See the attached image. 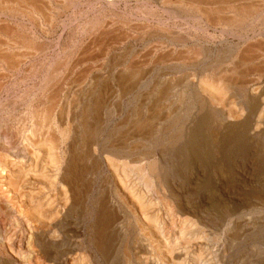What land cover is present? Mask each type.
Wrapping results in <instances>:
<instances>
[{
  "label": "rangeland",
  "instance_id": "obj_1",
  "mask_svg": "<svg viewBox=\"0 0 264 264\" xmlns=\"http://www.w3.org/2000/svg\"><path fill=\"white\" fill-rule=\"evenodd\" d=\"M176 1L43 0L41 3L46 5L44 7L39 3V8L32 6L29 3L31 0H0V41L20 40L17 43L20 53L34 52V56L32 54L21 60L17 69L11 67L14 63L12 57L0 54V136L12 130L16 139L21 119L27 113L42 111L44 114L51 108H55L57 114L62 108L65 114L70 112V117H74L81 127L87 125L98 129L96 137L89 140L80 153L79 167L86 170L80 177V189L83 191L81 206L74 211L70 209L63 222H53L50 229L42 230L35 221L27 223L25 213L19 215L18 207L17 212L11 214L7 205L4 207L0 203V263L19 264L15 254L22 250L31 264H172L166 256V248L178 244L176 251L180 253L179 259L187 264L192 261L193 253H199L181 238V228L187 226L184 225L185 219H191L199 224V228L188 231L184 238L194 241L193 233H199V238L204 237L201 252L204 257L208 255L207 249L212 254L207 256L209 263L264 264V119L260 132H253L258 115L264 109V0H185L181 6L180 0L177 1L179 3ZM209 6L210 11L207 9ZM239 6H242V11H249L250 6H254L258 12L246 19L247 23L241 19L229 25L231 21L225 20H235L229 17L240 12ZM190 7H193L192 10ZM233 9L234 12L231 11ZM27 10H37L39 14L34 11L33 17H36L30 16L32 20H28L25 17ZM199 10L208 12L210 18ZM198 13L203 15L202 19ZM224 28L226 30H222ZM180 36L188 38L185 44L177 43ZM26 43L30 46L27 47ZM244 61L247 63L244 64ZM231 63L238 67H235V81L240 86H249L247 91L245 87L230 91L233 99L231 107L242 109L244 106L247 110L237 123L217 122L208 100L205 103L201 101L200 80H204L210 70L222 72L220 70L224 69V65L231 69ZM255 87L259 88L262 100L259 95L255 96L254 105L247 107L244 94ZM52 104L56 107L48 108ZM93 106L97 108L94 110ZM89 110H94V113L89 115L90 119L84 125V114ZM139 157L148 158V161H142L148 163L142 177L135 170L125 177L120 172L122 170H116L113 165L109 168L108 165V158L118 164L128 160L132 163ZM150 162L156 164L154 173L150 172ZM143 176L149 178L148 184L142 180ZM137 177L138 180H135ZM128 179L130 184L126 183ZM1 182L0 179V186ZM42 184L38 182L28 186L26 191L30 192L25 194V201L13 204L24 211L22 205L29 201L30 193L36 197L31 198L32 202L52 198L55 192ZM146 185L150 186L149 191ZM2 191L0 187V196ZM132 191L137 197L150 193L151 197L147 198L157 207L150 208L155 216L163 217L159 220L160 225L165 223L164 240L142 227L135 209L138 207L130 200ZM37 192L41 193L39 197ZM13 200L18 202L20 199ZM102 203H106V209L100 208ZM100 212L107 217L112 214L108 217L110 221L102 219L101 222ZM249 217L253 219L250 218V221ZM101 237L105 241L100 247L97 240Z\"/></svg>",
  "mask_w": 264,
  "mask_h": 264
},
{
  "label": "bare ground",
  "instance_id": "obj_2",
  "mask_svg": "<svg viewBox=\"0 0 264 264\" xmlns=\"http://www.w3.org/2000/svg\"><path fill=\"white\" fill-rule=\"evenodd\" d=\"M8 1V0H7ZM29 1V0H28ZM36 1L38 0H31V5L32 6H35V7H39L42 3V1L40 0L39 3L41 4H37ZM63 1V0H61ZM74 1H77V0H74ZM95 1V0H94ZM115 1V0H114ZM151 1V0H150ZM164 1H167V0H164ZM171 1V0H169ZM178 1V0H177ZM176 1V2H177ZM184 1L185 0H180V6L182 4H184ZM187 1V0H186ZM189 1V0H188ZM194 1V0H193ZM197 0H195L196 2ZM200 1V0H199ZM232 1V0H231ZM241 1V0H240ZM248 1V0H247ZM258 1V0H257ZM262 1V0H261ZM12 2V1H11ZM27 2V1H26ZM46 2V1H45ZM70 2V1H69ZM105 2V1H104ZM109 2V1H108ZM112 2V1H111ZM203 2V1H202ZM206 2V1H205ZM208 2V1H207ZM260 2V0H259ZM263 2V1H262ZM25 3V2H24ZM47 3V2H46ZM63 3V2H61ZM131 3V2H130ZM134 3V2H133ZM173 3V2H171ZM179 3V2H177ZM4 4V3H3ZM28 4V3H27ZM96 4V3H95ZM123 4V3H122ZM159 4V3H158ZM174 4V3H173ZM199 4V3H198ZM203 4V3H201ZM258 4V3H257ZM45 5L46 4H42ZM60 5V4H59ZM81 5V4H80ZM91 5V4H90ZM164 5V4H163ZM213 5V4H212ZM216 5V4H215ZM245 5V4H243ZM78 6V5H77ZM110 6V5H109ZM148 6V5H147ZM166 6V5H165ZM185 6V5H184ZM191 6V5H190ZM207 6V5H206ZM249 6V5H248ZM255 6V5H254ZM253 6V7H254ZM13 7V5H12ZM66 7V6H65ZM94 7V6H93ZM104 7V6H103ZM108 7V6H107ZM195 7V6H194ZM200 7V5H199ZM204 7V6H203ZM242 7V6H241ZM241 7L239 6V8L241 9ZM250 6V10L247 11V10H244L242 11L241 10H238L240 11L239 13H236L235 16H230L229 18L233 17L235 18V20H231V19H226L225 21L227 22L228 21H231V23H228L229 25L232 24V22H234L233 24H236L238 21H240L241 19L242 20H245L246 22V19H248L249 17H251L254 13H257L258 10L255 8H253ZM26 8V7H25ZM40 8V7H39ZM37 9V10H40V9ZM43 8V6L41 7ZM95 8V7H94ZM147 8V7H146ZM161 8V7H160ZM191 8L193 7H190V10H192ZM210 6L209 8V11H210ZM236 8V7H234ZM264 8V6L262 7ZM10 10V8H8ZM93 9V8H92ZM157 9V7H156ZM172 9V8H171ZM200 9V8H199ZM237 9V8H236ZM37 10H30L27 12V15L25 16L26 18H31L32 20V17L33 15L35 14L34 11L37 12ZM70 10V9H69ZM82 10V9H81ZM85 10V9H84ZM87 10V9H86ZM104 10V9H103ZM112 10V9H111ZM205 10V9H204ZM261 10V9H260ZM16 11V10H15ZM44 11V9L42 10V12ZM56 11V10H55ZM145 11V10H144ZM227 11V10H226ZM234 12V9L231 10ZM236 10V12H238ZM22 11H20L21 13ZM24 12V10H23ZM39 12V11H38ZM37 12V13H38ZM41 12V13H42ZM94 12V11H93ZM96 12V11H95ZM199 13L201 12L200 10L198 11ZM207 12V11H206ZM214 12V11H212ZM20 13H18L20 15ZM98 13V12H97ZM124 13V12H123ZM132 13V12H131ZM139 13V12H138ZM162 13V12H161ZM198 13V14H199ZM203 13V12H201ZM208 13V12H207ZM207 13H203L204 15L206 14V17H209L207 15ZM219 13V12H218ZM24 13H22L23 15ZM39 14V13H38ZM64 14V13H63ZM77 14V13H76ZM169 14V13H168ZM66 15V14H65ZM103 15V14H102ZM121 15V14H120ZM119 15V16H120ZM140 15V14H139ZM149 15V14H148ZM192 15V14H190ZM201 15V14H199ZM197 15V17L199 16ZM215 15V14H214ZM3 16V15H1ZM29 16V17H27ZM32 16V17H30ZM213 16V15H211ZM222 16V15H221ZM15 17V16H14ZM20 17H22L20 15ZM36 17V16H34ZM33 17V18H34ZM49 18V16H47ZM101 17V16H100ZM121 17V16H120ZM131 17V16H130ZM135 17V16H134ZM140 17V16H139ZM177 17V16H176ZM196 17V18H197ZM218 17H220L218 15ZM217 17V19H218ZM25 18V19H26ZM46 18V17H45ZM47 18V19H48ZM54 18V17H53ZM98 18V17H97ZM115 18V17H114ZM113 18V19H114ZM167 18V17H166ZM178 18V17H177ZM203 18V15H201V19ZM210 18V17H209ZM225 18V17H224ZM50 19V18H49ZM72 19V18H71ZM76 19V18H75ZM81 19V18H80ZM132 19V18H131ZM136 19V18H135ZM199 19V17H198ZM222 19V18H221ZM15 20V19H14ZM30 20V21H31ZM34 20V19H33ZM39 20V18L37 19ZM74 20V19H73ZM120 20V19H119ZM63 21V20H62ZM69 21V20H68ZM106 21V20H105ZM125 21V20H124ZM175 21V20H174ZM178 21V20H176ZM182 21V20H181ZM185 21V20H184ZM210 21V19H209ZM209 21H207L209 23ZM211 21H212V17H211ZM210 21V22H211ZM222 21V20H221ZM6 22V21H5ZM40 22V21H39ZM64 22V21H63ZM76 22V21H75ZM123 22V21H122ZM159 22V21H158ZM166 22V21H165ZM201 22V21H200ZM203 22V21H202ZM218 22V21H216ZM215 22V23H216ZM254 22V21H253ZM69 23V22H68ZM90 23V22H89ZM98 23V22H96ZM95 23V24H96ZM112 23V22H111ZM247 23V22H246ZM264 23V22H263ZM36 24V23H35ZM49 24V22H48ZM109 24V23H108ZM115 24V23H114ZM191 24V23H190ZM210 24V23H209ZM212 24V23H211ZM224 26L227 25V23H223ZM18 25V24H17ZM68 25V24H67ZM98 25V24H96ZM139 25V24H138ZM208 25V24H207ZM216 25H221L220 22L219 23H216ZM258 25V24H257ZM101 26V25H100ZM137 26V24H136ZM143 26V25H142ZM145 26V25H144ZM143 26V27H144ZM152 26V25H151ZM214 27V25H212ZM224 26H221L224 27ZM241 26V25H240ZM243 26V25H242ZM245 26V25H244ZM254 26V25H253ZM10 27V25H9ZM14 27V26H13ZM134 27V26H132ZM143 27H140L141 29ZM158 27V26H156ZM216 27V26H215ZM19 28V27H18ZM42 27H40L41 29ZM44 28V27H43ZM57 28V27H56ZM95 28V27H94ZM131 28V27H129ZM139 28V27H138ZM137 28V30H138ZM160 28V27H159ZM171 28V27H170ZM169 28V29H170ZM173 28V27H172ZM208 28V27H207ZM23 29V27H22ZM26 29V28H25ZM78 29V28H77ZM92 29V28H91ZM106 29V28H105ZM115 29V28H114ZM145 29V28H144ZM151 29V28H150ZM153 29V28H152ZM205 29V28H204ZM235 29V28H234ZM8 30H10L8 28ZM50 30V29H49ZM157 30V29H156ZM195 30V29H194ZM222 30H226L225 28L222 29ZM5 31V30H4ZM17 31V29H16ZM114 31V30H113ZM116 31V29H115ZM176 31V30H175ZM11 32V31H10ZM14 32V30H13ZM18 32V31H17ZM15 32V34H17L18 36H21L20 33H17ZM179 32V31H178ZM91 33V32H90ZM191 33V32H190ZM201 33V32H200ZM251 33V32H250ZM9 34V33H7ZM20 34V35H19ZM61 34V33H60ZM125 34V33H123ZM255 34V33H254ZM24 35V34H23ZM223 35V34H222ZM221 35V36H222ZM122 36V35H121ZM138 36V35H137ZM142 36V35H141ZM140 36V37H141ZM199 36V35H198ZM25 37V36H22V38ZM29 37V36H28ZM33 37V36H32ZM230 37V36H229ZM186 38V37H185ZM240 38V37H239ZM243 38V36H242ZM246 38V37H244ZM253 38V37H252ZM82 39V38H81ZM176 39V38H175ZM188 39V38H187ZM187 39H184V36L183 37H179L176 41L177 43L181 42L183 44H185L187 42ZM259 39V38H258ZM104 40V39H103ZM102 40V41H103ZM18 41V40H16ZM8 42L7 40H3L0 41V54L2 56L6 55L8 56L9 55V58H11L14 63H12L11 67L13 69H17L21 63H19L21 60L23 61L24 59L28 58L29 55H32L34 56V52H32V54H22L19 52V49H18V45L17 43L21 42L20 40L18 42ZM24 41V40H23ZM22 41V42H23ZM26 41V40H25ZM24 41V42H25ZM76 41V40H74ZM146 41V40H145ZM241 41V40H240ZM23 42V43H24ZM160 42V41H159ZM28 43V42H27ZM26 43V44H27ZM75 43V42H74ZM94 43V42H93ZM116 43V42H115ZM163 43V42H162ZM264 43V42H263ZM25 44V47H29L30 44ZM92 44V43H91ZM165 44V43H164ZM251 44V43H250ZM254 44V43H253ZM252 44V45H253ZM21 45V44H20ZM34 45V44H33ZM38 45V44H37ZM95 45V44H94ZM121 45V44H120ZM16 46V47H15ZM32 46V44H31ZM111 46V45H110ZM251 46V45H249ZM261 46V44H260ZM21 47V46H20ZM36 46H34L35 48ZM42 47V46H41ZM31 48V47H30ZM37 48V47H36ZM39 48V47H38ZM251 48V47H250ZM15 49V51H14ZM47 49V48H46ZM73 49V48H72ZM93 49V48H92ZM95 49V48H94ZM171 49V48H170ZM24 51V50H23ZM31 51V50H30ZM29 51V52H30ZM52 51V50H51ZM66 51V50H65ZM94 51V50H93ZM131 51V50H130ZM154 51V50H153ZM179 51V50H177ZM181 51V50H180ZM98 52V51H97ZM168 52V51H167ZM170 52V51H169ZM198 52V51H197ZM26 53V51H25ZM47 53V52H46ZM264 53V52H263ZM64 54V53H63ZM89 54V53H88ZM125 54V53H124ZM159 54V53H157ZM178 54V53H177ZM191 54V53H190ZM195 54V53H194ZM234 54V53H233ZM252 54V53H251ZM258 54V53H257ZM60 55V54H59ZM180 55V54H179ZM178 55V56H179ZM200 55V54H199ZM246 55V54H245ZM227 56V55H226ZM77 57V56H75ZM80 57V56H79ZM188 57V56H187ZM2 58V57H1ZM82 58V57H81ZM126 58V57H125ZM158 58V57H157ZM165 58V57H164ZM190 58V57H189ZM67 59V58H66ZM162 59V58H161ZM179 59V58H178ZM3 60V59H2ZM126 60V59H125ZM12 61V62H13ZM38 61V60H37ZM160 61V60H159ZM239 61V60H238ZM253 61V60H252ZM55 62V61H54ZM62 62V61H61ZM218 62V61H217ZM245 62V61H244ZM250 62V61H249ZM264 62V61H263ZM59 63V62H58ZM72 63V62H71ZM70 63V64H71ZM74 63V62H73ZM225 63V61H224ZM242 63V62H241ZM247 62H245L244 64H246ZM258 63V62H257ZM261 63V62H260ZM29 64V63H28ZM49 64V63H48ZM144 64V62H143ZM254 64V63H253ZM77 65V64H76ZM192 65V64H191ZM224 65V64H223ZM248 65V64H247ZM257 65V64H256ZM216 66V65H215ZM228 66V64L226 65ZM259 66V65H258ZM223 67V66H222ZM232 67L231 69H229V67H225L224 65V69L222 68V72L219 73V71L215 70V71H212L210 70L209 73L207 75H205V78L203 80V78H201L203 80H200L201 81V91L200 93L203 94V100H201L202 102L204 101L207 102L206 100H208V102L210 103V109L212 111V116L218 120L217 122H238V121H241V119L244 117V112L246 113L245 108H243L244 106H242V109H234L231 107V104L233 102V99H231V92L234 90V88L236 87H245L246 88V91L247 89L249 88L248 85H244L242 84L241 86L237 83L236 80V77H234L235 74V70L237 66H234L232 65L231 63V66ZM255 67V66H253ZM11 68V69H12ZM238 68V67H237ZM21 69V68H20ZM47 69V68H46ZM211 69V68H210ZM217 69V68H215ZM252 69V68H251ZM256 69V68H255ZM28 70V69H27ZM208 70V69H207ZM206 70V72H207ZM231 70V71H230ZM241 70V69H240ZM239 69H237V71H240ZM248 70V69H247ZM254 70V69H253ZM19 71V70H18ZM22 71V70H21ZM36 71V70H35ZM48 70H46L47 72ZM133 71V70H132ZM249 71L251 72V70L249 69ZM257 71V70H256ZM254 71V72H256ZM202 72V71H201ZM249 72V73H250ZM253 72V73H254ZM89 73V72H88ZM2 74V73H1ZM6 74V73H5ZM22 74V73H21ZM241 73H239L240 75ZM248 74V72L246 73ZM3 75V74H2ZM116 75V74H115ZM243 75V74H242ZM5 76V75H4ZM132 76H134V73L132 74ZM131 76V77H132ZM137 76V75H136ZM237 76V75H236ZM3 77V76H2ZM135 77V76H134ZM238 78V77H237ZM242 78V77H241ZM244 78V77H243ZM45 79V78H44ZM239 80V79H238ZM244 80V79H243ZM253 81V80H252ZM255 81V80H254ZM21 82V81H20ZM123 82V81H122ZM241 82V81H240ZM239 82V83H240ZM248 82V81H247ZM251 82V81H250ZM85 83V82H84ZM253 82H251L252 84ZM256 83V82H255ZM254 83V84H255ZM1 84V83H0ZM127 85V84H126ZM250 85V84H249ZM1 86V85H0ZM5 86V85H4ZM53 86V85H52ZM258 86V85H256ZM51 87V86H50ZM6 88V87H5ZM97 88V87H96ZM123 88V87H122ZM260 88V86H259ZM259 88H253L252 90H248L247 94L245 93V98H246V104L245 106L247 105V107L249 105H254V103L252 102L253 100L255 101V96H260L259 99H261V95L259 94ZM131 89V88H130ZM237 89V88H236ZM14 90V89H13ZM27 90V89H26ZM47 90V89H46ZM125 90V89H124ZM163 90V89H162ZM70 91V90H69ZM231 91V92H230ZM261 91V90H260ZM11 92V91H10ZM94 92V91H93ZM104 92V91H103ZM244 93V92H243ZM43 94V93H42ZM201 94V95H202ZM264 94V93H263ZM161 95V94H160ZM102 96V95H101ZM165 96V95H164ZM16 97V96H15ZM54 97V96H53ZM89 97V96H88ZM233 97V96H232ZM238 97V96H237ZM105 98V97H104ZM206 98V99H205ZM234 98V97H233ZM48 99V98H47ZM241 99V98H240ZM60 100V99H59ZM80 100V99H79ZM262 100V99H261ZM264 100V99H263ZM44 101V100H43ZM56 101V100H54ZM100 101V100H99ZM94 102V101H93ZM258 102V101H257ZM263 102V101H262ZM53 103V102H52ZM44 104V103H43ZM54 104H57V103H54ZM52 104L50 107L48 108H51L52 106L56 107V105ZM72 104V103H70ZM203 104V103H202ZM235 104V103H233ZM243 104V103H241ZM101 105V104H100ZM73 106V105H72ZM98 106V104H97ZM139 107V106H138ZM241 107V106H240ZM94 110L97 108L96 106L92 107ZM103 107L101 106V109ZM153 108V107H152ZM55 109V108H54ZM53 108H51V110L49 112L43 114H41V112L39 113H36V111H34L35 113L33 112H30V113H27V115L25 116V118H22L21 119V122L22 125H21V129L20 131L17 129V131H19V133L17 134V138L15 139L16 135L12 132V130L8 131L7 133H5L4 135H1L0 136V179L2 180V186L1 187V190H3L1 192V196H0V203H2L1 206H6L9 208L11 214H14V212H17V209L16 207H18V209L20 210L21 213H19V215H22V213H25L26 217H27V220L26 222L29 223V222H33L35 221L37 224H39L41 226V229L44 230V229H50L49 226H51V224L53 222H63V220L68 216L69 214V211L71 209V211H74V210H77V208L79 206H81V197H82V192L81 189H80V177L81 175L83 176L84 173H85V169L84 167L82 169H80L79 167V159L81 158V154L82 153V149H84L86 147V145L89 143V140L93 139L94 137H96L95 135L97 134L98 132V129L96 128H92V127H88L86 124L88 123V119H90L89 115L94 113V110H89L88 112H86L84 114V125L86 126H83L81 127L80 125L77 124V122L75 121L76 119L74 117H70V112H68L67 114H65L66 111L62 110L59 112V114L56 113V110H54ZM83 109V108H82ZM81 109V110H82ZM100 109V110H101ZM44 110V109H43ZM74 110V109H73ZM98 110V109H97ZM39 111V110H38ZM210 111V110H209ZM84 112V111H83ZM82 113V112H81ZM138 113V112H137ZM149 113V112H148ZM249 114V113H248ZM57 115L59 116V118H57ZM30 116L33 120H29V117ZM74 116V115H72ZM139 116V114H138ZM259 118H258V122L257 124L255 125V128H254V131L253 132H260V129H261V126H262V123L261 121L264 119V109H262V111L260 112V114L258 115ZM209 117V116H208ZM67 118V121H65V119ZM70 118V120H69ZM77 118V117H76ZM152 118V117H151ZM256 118V119H257ZM140 119V118H139ZM210 119V118H209ZM97 120V119H96ZM211 120V119H210ZM31 121V122H30ZM146 121V119H145ZM152 121V120H151ZM254 121V120H253ZM212 122V121H211ZM93 123V122H92ZM145 123V122H143ZM222 123V124H223ZM243 123V122H242ZM147 124V122H146ZM152 125V124H151ZM235 125V124H234ZM264 125V124H263ZM233 126V125H232ZM249 126V125H248ZM17 127V126H16ZM223 127V126H222ZM11 128V127H10ZM141 128V127H140ZM253 128V127H252ZM97 130V131H96ZM4 131V130H3ZM15 137H14V135ZM214 133V132H213ZM231 134V133H230ZM101 135V134H100ZM99 136V135H98ZM175 136V135H174ZM176 136H179V135H176ZM213 136V135H212ZM254 138V137H253ZM257 138V136H256ZM18 139V140H17ZM227 139V138H226ZM255 140V139H254ZM100 141V139H99ZM102 141V140H101ZM98 142V141H96ZM108 142V141H107ZM93 143V142H92ZM91 143V144H92ZM101 143H104V142H101ZM106 143V142H105ZM114 144V143H113ZM108 145V144H107ZM112 145V144H111ZM229 145V144H228ZM89 146V145H88ZM100 146V145H99ZM109 146V145H108ZM107 146V147H108ZM226 146V145H225ZM113 147V146H111ZM98 148V147H97ZM224 148V147H223ZM101 149V147H100ZM99 149V150H100ZM145 149V148H144ZM98 150V149H97ZM97 150H94L96 152H98ZM122 150V149H121ZM88 151V150H87ZM93 151V150H92ZM83 152L85 153V150H83ZM118 152V151H117ZM123 152V150H122ZM125 152V151H124ZM131 152V151H130ZM129 152V153H130ZM149 152V151H148ZM87 153V152H86ZM93 153V152H92ZM99 153V152H98ZM103 153V152H102ZM119 153V152H118ZM95 154V152L93 153ZM104 154V153H103ZM113 154V152H112ZM84 155V154H83ZM87 155H90V154H87ZM105 155V154H104ZM117 155V154H116ZM132 155V154H130ZM138 155V154H137ZM93 156V155H91ZM129 156V155H128ZM127 156V157H128ZM87 157V156H86ZM90 157V156H89ZM96 157V156H95ZM98 157V156H97ZM100 157V156H99ZM108 157V156H107ZM133 157V155H132ZM84 158V157H83ZM137 158V157H136ZM140 158V157H139ZM138 158V159H139ZM86 159V158H85ZM88 159V157H87ZM135 159V158H134ZM148 158H145V157H141L139 160H135L133 161L132 163L131 162H128V161H124L121 162V163H114V160L111 159V158H108V164L109 165V168H112L110 167V165H113V166H116V170L120 169L122 171L120 172H123L125 174V177H127V175H130V171L132 170H135L137 171L140 176L144 174V171L145 169L147 168V165L148 163L146 162H142V161H146ZM92 160V159H90ZM95 160V159H94ZM105 160V158H104ZM132 161V159H130ZM150 160V159H149ZM103 161V160H102ZM148 161V160H147ZM83 162V161H82ZM106 162V161H105ZM104 162V163H105ZM118 162V161H117ZM156 162V161H155ZM90 163V162H89ZM93 163V162H92ZM96 163V162H95ZM94 163V164H95ZM100 163H101V160H100ZM107 163V162H106ZM83 164V163H82ZM92 164V165H94ZM102 165V164H101ZM107 165V166H108ZM99 166V165H98ZM154 166H156L155 163H149V168L151 169V173H154L156 171V169L154 168ZM164 166V165H163ZM101 167V166H100ZM99 167V168H100ZM104 168V167H103ZM164 169V168H163ZM116 170H114L116 172ZM112 171V170H111ZM160 171V170H158ZM162 171V170H161ZM130 172V173H129ZM96 173V172H95ZM113 173V172H112ZM149 173V172H148ZM150 173V174H151ZM119 174V173H118ZM123 175V174H122ZM138 175V174H137ZM136 175V176H137ZM158 175V174H156ZM115 178H116V174L114 175ZM111 177V176H110ZM123 177V176H122ZM142 177V176H141ZM145 176H143L142 180H144L147 184H148V179H146V177L144 178ZM160 177V176H159ZM83 178V177H82ZM85 178V177H84ZM112 178V177H111ZM114 178V179H115ZM134 178V177H133ZM118 179V178H116ZM124 179V177H123ZM126 179V178H125ZM82 180V179H81ZM129 180L128 179V182L126 183H129ZM134 180V179H133ZM132 180V181H133ZM135 180H138V177L137 179ZM141 180V179H140ZM141 180V182H143ZM160 180V179H158ZM112 181V180H111ZM125 181V180H124ZM131 181V182H132ZM38 182H41V183H45V185L48 186L49 190H53L55 192V194H53L52 198H46L45 201H35V202H32L31 201V198H36L35 196L32 197L33 193H30L31 195V198L29 199V201H27L26 204L22 205V207H24V211L21 209V207L19 208V204H21V202L23 203L24 200V197H25V194L26 193H29L26 191V189H28V186L30 185H33L35 183H38ZM113 182V181H112ZM134 182V181H133ZM132 182V183H133ZM83 183V181H82ZM159 183V182H158ZM163 183V182H162ZM161 183V184H162ZM42 184V185H43ZM116 184V183H115ZM120 184V183H119ZM123 184V183H122ZM130 184V183H129ZM137 184V181L136 183ZM134 184V185H135ZM141 184V183H140ZM152 184V183H151ZM6 185V186H5ZM44 185V186H45ZM117 185V184H116ZM154 185V184H153ZM5 186V187H4ZM128 186V185H126ZM132 186V185H130ZM136 186V185H135ZM145 186V185H144ZM146 189L147 191H149V185H146ZM6 188L5 189H3ZM36 187V186H35ZM43 187V186H42ZM32 188V187H31ZM127 187L123 186V189L125 191H128L126 189ZM130 188V187H129ZM139 189V187H137ZM143 188V187H142ZM157 188V187H156ZM161 188V187H160ZM9 189V191H8ZM30 189V188H29ZM41 189V188H40ZM39 189V190H40ZM44 189V188H43ZM89 189V188H88ZM119 189V188H118ZM5 190V191H4ZM34 190V189H33ZM47 190V191H49ZM92 190V189H91ZM110 190V189H109ZM121 190V189H120ZM136 190V189H134ZM133 190V191H134ZM141 190V189H140ZM160 190V189H159ZM162 190V188H161ZM133 191L131 192L133 195L131 197V202L134 203V205L136 204V206L138 207L135 208L138 212L137 214L139 215L138 217V220L142 222V227H146V229H150V232H155V235L159 238V239H163L164 240V235H163V230L165 229V223L163 222L161 225H160V221L163 220L162 218L160 219V217L155 216L154 212H152L153 210V207L155 206L156 207V204L149 200V194H142V195H139V197H137L136 195H134ZM144 191H146L144 189ZM168 191V190H167ZM46 192V191H45ZM104 192V191H103ZM102 192V193H103ZM156 192V191H155ZM35 193V192H34ZM43 193V191L41 192ZM40 192H37L36 194L39 195L41 194ZM47 193V192H46ZM158 195L159 193L156 192ZM118 194V193H117ZM122 194V193H121ZM139 194V193H138ZM44 195V194H43ZM107 195V194H106ZM128 195V194H127ZM166 195V194H165ZM147 196H149L147 198ZM168 196V195H167ZM171 196V195H170ZM20 199L18 202H14L13 199ZM37 197V198H38ZM102 197V196H101ZM128 197V196H127ZM156 197V196H155ZM159 198H161V196H158ZM104 198V197H103ZM106 198V197H105ZM111 198V197H110ZM126 200V199H125ZM99 201V200H98ZM105 200H102V202H104ZM129 201V200H128ZM160 201V200H159ZM130 202V203H131ZM157 202V201H156ZM168 202V201H166ZM165 202V203H166ZM13 203H16V204H13ZM110 204V203H109ZM187 204V203H186ZM185 204V205H186ZM258 204V203H257ZM264 204V203H262ZM161 205V204H160ZM4 206V207H5ZM164 206V205H163ZM168 206V205H167ZM194 206V205H193ZM104 208L106 209L107 205L106 203H102L100 208ZM109 207V206H108ZM120 207V206H119ZM152 207V209L150 208ZM189 207V206H188ZM102 208V209H103ZM114 208V207H113ZM121 208V207H120ZM157 208V207H156ZM163 208V207H162ZM191 208V207H190ZM199 208V207H198ZM104 209V210H105ZM109 209V208H107ZM181 209V208H180ZM246 209V208H245ZM259 209V208H258ZM5 210V209H4ZM130 210V209H129ZM132 210V209H131ZM111 211V210H110ZM166 211V210H165ZM172 211V210H171ZM170 212L169 215H170ZM175 211V210H174ZM192 211V210H191ZM78 212V211H77ZM107 212V211H106ZM193 212V211H192ZM244 212V210H243ZM111 213H114V212H111ZM162 213V212H161ZM165 213V212H164ZM183 213V212H182ZM245 213V212H244ZM17 214V213H15ZM100 221H102V219H107L108 221V217L109 216H112L109 215L107 217V215L104 213V212H100ZM114 214H117V213H114ZM136 215V211L134 213ZM160 214V213H158ZM134 215V216H135ZM115 216V215H114ZM187 216V215H186ZM253 216V215H252ZM117 216H115L116 218ZM166 217V216H165ZM230 217V216H229ZM228 217V218H229ZM256 217V216H254ZM264 217V216H263ZM4 218V217H3ZM74 218V217H73ZM99 218V217H98ZM186 218V217H185ZM184 218V219H185ZM188 218V217H187ZM199 218V217H198ZM232 218V217H231ZM251 217H249L250 219ZM111 219V217H110ZM167 219V218H166ZM248 219V218H246ZM253 219V217L251 218ZM250 219V221H251ZM258 219V218H256ZM113 220V218L111 219ZM160 220V221H159ZM174 220V219H173ZM185 223L184 225L187 224V226L184 228H181L182 232H181V238L182 240H185L186 241V244L187 245H190L192 248H194L195 250H199V253H193V259L190 263H187V264H211L209 263V260L207 261V258L209 256H211L212 254L208 251V249L206 250V253H208V255H206V257H204L203 253L201 252V249L204 247L203 243H202V238H199L200 235L199 233H193V237H194V241H192L191 239H187V238H184V236L186 235L187 237V232L188 231H191L193 228H199V224L196 223V222H193L191 219H185ZM106 222V224H108ZM110 221V220H109ZM108 221V222H109ZM136 221V220H135ZM206 221V220H205ZM256 221V220H255ZM261 221V219H260ZM69 222V221H68ZM104 222V224H105ZM168 222V221H167ZM171 222H174V221H171ZM202 222V221H201ZM34 223V224H36ZM73 223V222H72ZM170 223V222H169ZM175 223V222H174ZM248 223V222H247ZM71 224V223H70ZM112 224V223H111ZM115 224V223H114ZM168 224V223H167ZM173 224V223H171ZM188 224H191L190 227H188ZM249 224V223H248ZM247 224V225H248ZM260 224V223H259ZM72 225V224H71ZM101 225V224H99ZM179 225V224H178ZM111 226V225H110ZM131 226V225H130ZM183 226V225H182ZM181 226V227H182ZM238 226V225H237ZM99 227V226H98ZM174 227V226H173ZM172 227V228H173ZM179 227V226H178ZM251 227V226H250ZM57 228V227H56ZM171 228V229H172ZM213 228V227H211ZM72 229V228H71ZM74 229V228H73ZM111 229H113L111 227ZM237 229V228H236ZM252 229V228H251ZM255 229V228H254ZM54 230V229H53ZM179 231V229H177ZM217 230V229H216ZM220 230V229H219ZM261 230V229H259ZM135 231V230H134ZM198 231V230H197ZM215 231V230H214ZM249 231V230H248ZM263 231V230H262ZM116 232V231H115ZM230 232V231H229ZM253 232V231H252ZM54 233V232H53ZM76 233V232H75ZM79 233V231H78ZM177 233V232H176ZM205 233V232H204ZM240 233V231L238 232ZM257 233V232H256ZM46 234V233H45ZM246 234V232H244V235ZM260 234V233H259ZM43 235V234H42ZM151 235V234H149ZM154 235V234H153ZM163 235V236H162ZM169 235V234H168ZM171 235V234H170ZM202 235V234H201ZM207 235V234H206ZM205 235V236H206ZM222 235V233H221ZM236 235H239V234H236ZM235 235V236H236ZM100 236V235H99ZM199 236V237H198ZM47 237V236H46ZM56 237V236H55ZM54 237V238H55ZM59 237V236H58ZM156 237V238H157ZM169 237V236H168ZM167 236L165 238H168ZM44 238V237H43ZM48 238V237H47ZM140 238V236H139ZM179 238V237H178ZM234 238V236H233ZM249 238V237H248ZM257 238V237H256ZM97 239V238H96ZM154 239V238H153ZM176 239V238H175ZM174 239V241H175ZM180 239V238H179ZM214 239V238H213ZM239 239V238H238ZM237 239V240H238ZM263 239V237H262ZM43 239H41L40 243H42ZM45 240V239H44ZM173 240V239H172ZM233 240V239H231ZM251 240V239H250ZM50 241V239L48 240ZM103 238H98L97 240V243L99 244V246L103 243ZM144 241V240H143ZM146 241V240H145ZM161 241V240H160ZM206 241V240H205ZM213 241V240H212ZM217 241V240H216ZM235 241V239H234ZM256 241V240H255ZM37 242L39 243V239H37ZM168 242V241H167ZM257 242V241H256ZM166 243V242H164ZM176 243V241L174 242ZM207 243V242H205ZM222 243V242H221ZM242 243V242H240ZM67 244V243H66ZM241 245V244H240ZM243 245V243H242ZM245 245V244H244ZM248 245V244H247ZM164 246V245H163ZM176 246L178 247V244H175V245H168L167 248H166V252H167V258L170 260V262L172 264H184L182 261H180V253L178 251H176ZM207 247V245H205ZM258 246V245H257ZM47 247V246H46ZM57 247V246H56ZM101 247V246H100ZM244 246H242L243 248ZM255 247V246H254ZM40 248V247H39ZM225 248V247H224ZM247 248V247H246ZM9 249V248H8ZM97 249V248H96ZM99 249V248H98ZM162 249V248H161ZM187 249V248H186ZM52 250V249H50ZM194 250V251H195ZM197 250V251H198ZM203 250V249H202ZM211 250V248H210ZM242 250V249H241ZM251 250V249H250ZM63 251V250H62ZM153 251V250H152ZM193 251V250H192ZM191 251V252H192ZM214 251V250H213ZM244 251V250H243ZM258 251V250H255V252ZM261 251V250H259ZM51 252V251H50ZM49 252V253H50ZM140 252V251H139ZM164 252V251H163ZM164 252V253H166ZM262 252V251H261ZM54 253V252H53ZM56 253V252H55ZM54 253V254H55ZM152 253V252H150ZM202 253V254H201ZM259 253V252H258ZM53 254V255H54ZM184 254V253H183ZM186 254V253H185ZM254 254V253H253ZM256 254V253H255ZM26 254H24V252L22 250H18L17 253L15 254L16 258L19 259V264H31V262L27 259V256H25ZM164 255V254H163ZM132 256V255H131ZM157 256V255H156ZM184 256V255H183ZM208 256V257H207ZM229 256V255H228ZM49 257V256H48ZM53 257V256H52ZM130 257V256H129ZM165 257V256H164ZM253 257V256H252ZM251 257V258H252ZM255 257V256H254ZM148 258V257H147ZM249 258V257H248ZM260 258V257H259ZM129 259V258H128ZM143 259V258H142ZM245 259V258H244ZM247 259V258H246ZM256 259V258H254ZM252 259V260H254ZM258 259V258H257ZM148 260V259H147ZM214 260V259H212ZM243 260V259H242ZM35 261V260H34ZM50 261V260H49ZM157 261V260H156ZM258 261V260H257ZM256 261V262H257ZM52 262V260H51ZM55 262V261H54ZM260 262H261V259H260ZM220 263V262H219ZM246 263V262H245ZM2 264V263H0ZM15 264V263H14ZM37 264V262H36ZM148 264V263H147ZM257 264V263H256Z\"/></svg>",
  "mask_w": 264,
  "mask_h": 264
}]
</instances>
